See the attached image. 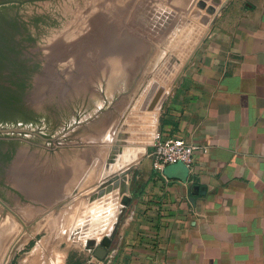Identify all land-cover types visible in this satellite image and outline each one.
Masks as SVG:
<instances>
[{"label":"water","instance_id":"1","mask_svg":"<svg viewBox=\"0 0 264 264\" xmlns=\"http://www.w3.org/2000/svg\"><path fill=\"white\" fill-rule=\"evenodd\" d=\"M135 1L0 0V204L24 227L98 180L119 121L167 54L126 26ZM161 1L189 17L170 48L187 33L197 36L185 65L204 37L194 21L206 27L212 17L196 0ZM171 62L180 63L170 54L157 80L170 75ZM168 81L158 92L156 81L146 86L142 110L159 108ZM128 137L121 127L105 174L116 159L126 163ZM116 188L123 190L120 180L106 189ZM130 202L121 197L123 208ZM109 244L110 236L95 256L105 258Z\"/></svg>","mask_w":264,"mask_h":264},{"label":"crops","instance_id":"2","mask_svg":"<svg viewBox=\"0 0 264 264\" xmlns=\"http://www.w3.org/2000/svg\"><path fill=\"white\" fill-rule=\"evenodd\" d=\"M151 125L208 152L159 171L151 141L136 144L131 202L86 264H264V0L225 3Z\"/></svg>","mask_w":264,"mask_h":264},{"label":"rangeland","instance_id":"3","mask_svg":"<svg viewBox=\"0 0 264 264\" xmlns=\"http://www.w3.org/2000/svg\"><path fill=\"white\" fill-rule=\"evenodd\" d=\"M225 2L226 0H196L195 6L212 17L206 27L199 23L204 28V32H198V38L201 35L202 37L205 36L221 12V5ZM202 4L203 6H201ZM211 7L214 8L213 12L208 11V8ZM188 18V16L161 0H136L125 22L126 26L167 51V54L139 89L119 121L114 133L113 137H116V134L122 127V131L130 134V137L121 140L124 147L129 149V153L130 150H135L139 147L136 144L143 145V143L150 142L153 134L156 132V128L147 119L149 113L156 112V109L153 111L141 109V93L153 79H156V75L154 74L161 63L170 54H173L178 58L180 63L171 62L172 69L169 70L170 75L167 76V73H163L160 79H158L161 81L169 80L166 86V90L168 91L182 71V66L189 53L193 51L197 43V36H194V33H187L180 39L183 45L177 46L174 49L170 48L178 35V28ZM193 36L195 38H191ZM193 41L194 45L191 44ZM138 102L140 104L138 111L135 110L133 112ZM113 144L114 141L112 140L101 174L96 182L60 202V204H57L27 227H24L0 204V264H53L54 261L56 264H86L88 262V259L92 255L91 250H96L101 245V240L91 243L92 237H83V228L80 224L77 225V222L84 215L91 213L90 208L96 204L93 203V199L98 196L102 189L109 187L115 180H120L121 187L123 186L120 196H123L122 193L125 194L127 186L125 175L136 160L126 161L124 165L119 166L117 161L120 159H116L114 171L108 175L105 174L106 162ZM142 152H139L138 155ZM116 209H118L116 220L109 234L112 233L122 215L123 206L121 203Z\"/></svg>","mask_w":264,"mask_h":264},{"label":"bare ground","instance_id":"4","mask_svg":"<svg viewBox=\"0 0 264 264\" xmlns=\"http://www.w3.org/2000/svg\"><path fill=\"white\" fill-rule=\"evenodd\" d=\"M198 25H200L197 22H194ZM201 26V25H200ZM202 27V26H201ZM154 80V79H153ZM153 80L150 82V87L153 84ZM154 81L157 82V87H156V92H158V90L161 88V86L164 84L162 83L161 80H157L155 79ZM161 98V97H160ZM153 99V98H152ZM143 99H141V103H142ZM139 102L137 103V105L135 106V109L133 112L138 111V107H139ZM137 108V109H136ZM157 110V109H156ZM133 114V113H132ZM156 112H152L148 115V120H150L151 124L154 121V116H155ZM154 129V128H153ZM115 137H113V141H114ZM144 148L143 147H138L136 148L134 151H130L131 154L129 153H125V156L127 154H129L128 157H132V158H136L138 153L143 151ZM125 158V157H124ZM127 161H130L131 158H126ZM122 188V187H121ZM119 191L118 188L116 189H105L104 193H102L101 195L99 194L97 197H95L93 199V203H96L95 205H93L90 209H91V213L86 214L82 217V219H80L79 222H77V225L80 224L82 229V236L83 237H96L99 234H102L106 231V228L113 222H115L116 220V216H117V210L116 209L119 204L121 203V197L119 196ZM90 215H95L92 220L94 221V224L92 226H88V219L87 218H91ZM76 225V226H77ZM75 226V228H76ZM91 227L93 230L88 233L86 232V228ZM88 235V236H87ZM109 238H104L102 241L107 242ZM101 241V242H102Z\"/></svg>","mask_w":264,"mask_h":264},{"label":"built area","instance_id":"5","mask_svg":"<svg viewBox=\"0 0 264 264\" xmlns=\"http://www.w3.org/2000/svg\"><path fill=\"white\" fill-rule=\"evenodd\" d=\"M153 147V166L156 170L162 171L167 164L184 162L191 168L194 162V155L201 151L208 152V147L188 142L185 138L164 136L156 131L151 139Z\"/></svg>","mask_w":264,"mask_h":264}]
</instances>
